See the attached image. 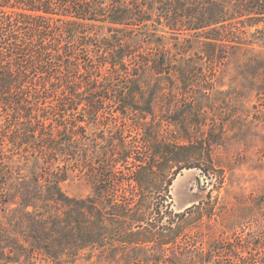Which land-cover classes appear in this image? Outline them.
<instances>
[{"label":"trees","instance_id":"trees-1","mask_svg":"<svg viewBox=\"0 0 264 264\" xmlns=\"http://www.w3.org/2000/svg\"><path fill=\"white\" fill-rule=\"evenodd\" d=\"M193 39L210 52L256 46L264 0H0V264H77L89 252L111 264H178L154 247L183 257L198 250L197 264H264V237L186 251L184 218L209 213L203 203L175 213L170 187L195 167L199 147L135 124L140 152L119 125L138 112L143 78H187L183 52ZM145 43L162 55L143 61ZM123 79L132 87L116 89ZM108 104L114 123L105 121ZM147 104L139 112L152 115ZM13 159L37 160L40 170L27 180L10 168ZM76 171L94 194L63 191Z\"/></svg>","mask_w":264,"mask_h":264},{"label":"rangeland","instance_id":"rangeland-1","mask_svg":"<svg viewBox=\"0 0 264 264\" xmlns=\"http://www.w3.org/2000/svg\"><path fill=\"white\" fill-rule=\"evenodd\" d=\"M94 27L100 36L109 37L106 26ZM174 39L173 36L168 41L157 38L163 43ZM196 40L183 52L190 58L184 67L187 78L182 80L178 75L170 79L143 78L138 86L145 96L135 101L138 112L128 111L129 119L118 123L125 130L128 142L143 147L140 152L145 150V138L139 135L142 133L135 124L142 126L143 133H154L163 142L179 141L199 147L200 153L191 160L195 167L181 170L170 187L175 213H183L200 203L209 213L203 220L192 215L184 218L188 252L233 237L258 241L264 237V40L253 47L245 45L217 52H210L204 43ZM142 47L143 61L153 59L151 55H162V50L150 43ZM212 55L224 60L213 62L209 57ZM126 80L117 83L116 89L132 87ZM106 85L110 87L109 83H102L101 87ZM148 100L152 115L139 112L148 108ZM111 105L106 109L107 123H114L116 115ZM96 132L102 137V132ZM95 139L102 142L97 134ZM9 165L27 180L40 170V163L34 159H13ZM172 173L165 174L170 177ZM62 188L74 198L94 194L93 184L79 171L70 172ZM182 252L175 247L152 249L154 255L172 262L179 256L178 264H197L198 250L184 257L180 254L186 252ZM77 264L111 263L89 252Z\"/></svg>","mask_w":264,"mask_h":264}]
</instances>
